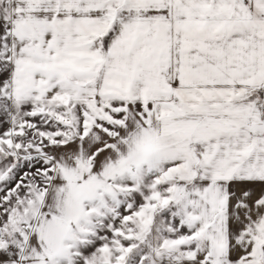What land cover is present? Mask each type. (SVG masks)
Listing matches in <instances>:
<instances>
[{
	"label": "snow or ice",
	"instance_id": "6c2138e0",
	"mask_svg": "<svg viewBox=\"0 0 264 264\" xmlns=\"http://www.w3.org/2000/svg\"><path fill=\"white\" fill-rule=\"evenodd\" d=\"M0 264H264V0H0Z\"/></svg>",
	"mask_w": 264,
	"mask_h": 264
}]
</instances>
